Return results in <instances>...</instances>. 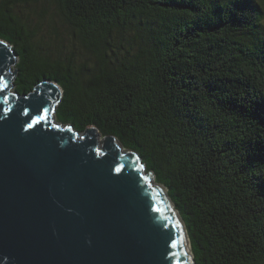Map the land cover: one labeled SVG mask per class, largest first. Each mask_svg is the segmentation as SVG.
I'll return each mask as SVG.
<instances>
[{
  "label": "trees",
  "instance_id": "obj_1",
  "mask_svg": "<svg viewBox=\"0 0 264 264\" xmlns=\"http://www.w3.org/2000/svg\"><path fill=\"white\" fill-rule=\"evenodd\" d=\"M0 40L16 95L56 84L58 126L167 189L194 264H264V0H0Z\"/></svg>",
  "mask_w": 264,
  "mask_h": 264
},
{
  "label": "water",
  "instance_id": "obj_2",
  "mask_svg": "<svg viewBox=\"0 0 264 264\" xmlns=\"http://www.w3.org/2000/svg\"><path fill=\"white\" fill-rule=\"evenodd\" d=\"M14 61L0 40V264H194L167 189L138 156L113 137L99 146L95 128L58 126L54 83L9 93Z\"/></svg>",
  "mask_w": 264,
  "mask_h": 264
},
{
  "label": "rangeland",
  "instance_id": "obj_3",
  "mask_svg": "<svg viewBox=\"0 0 264 264\" xmlns=\"http://www.w3.org/2000/svg\"><path fill=\"white\" fill-rule=\"evenodd\" d=\"M64 29H62L61 31H63ZM16 62L14 61V64H15ZM14 66V65H13ZM13 70H11V73H14V71L12 72ZM10 73V74H11ZM14 82V81H13ZM9 93H11L13 96H14V87H10L9 88ZM16 96V95H15ZM54 113H52L51 115L53 116V118H54V115H53ZM54 121H55V119H54ZM97 140L99 141L98 143H99V146H101L102 144H103V142H104V137H102V136H99L98 138H97ZM116 142H118L117 140H115ZM119 143V142H118ZM119 147H121V149L123 150V151H125L126 152V150L125 149H123L122 148V146H119ZM154 186L155 184H154V181L153 180H151V186ZM192 253V252H191Z\"/></svg>",
  "mask_w": 264,
  "mask_h": 264
},
{
  "label": "bare ground",
  "instance_id": "obj_4",
  "mask_svg": "<svg viewBox=\"0 0 264 264\" xmlns=\"http://www.w3.org/2000/svg\"><path fill=\"white\" fill-rule=\"evenodd\" d=\"M183 229V228H182ZM182 232H184V230H182ZM185 242H186V244H185V246H186V250H187V253H188V251H189V243H188V241H186L185 240ZM187 243H188V245H187ZM190 264H192L191 263V259H190Z\"/></svg>",
  "mask_w": 264,
  "mask_h": 264
}]
</instances>
